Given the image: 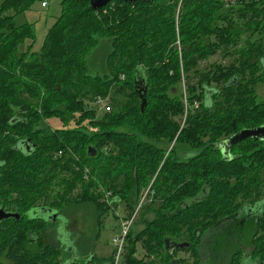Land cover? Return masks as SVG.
<instances>
[{
    "label": "trees",
    "instance_id": "obj_1",
    "mask_svg": "<svg viewBox=\"0 0 264 264\" xmlns=\"http://www.w3.org/2000/svg\"><path fill=\"white\" fill-rule=\"evenodd\" d=\"M34 1L0 8V208L20 215L0 222V264H114V253L93 251L88 263L72 261L73 247L50 240L48 211L93 205L95 241L106 214L118 219L124 204L131 215L146 191L122 263L178 264L186 250L196 264L200 231L264 193V140L239 141L226 156L215 148L264 124V0H112L99 9L62 0L41 49L20 50L34 29L9 21ZM101 38L110 40L109 73L93 75L88 55ZM99 97L112 110L101 117ZM54 117L61 128L43 124Z\"/></svg>",
    "mask_w": 264,
    "mask_h": 264
},
{
    "label": "rangeland",
    "instance_id": "obj_2",
    "mask_svg": "<svg viewBox=\"0 0 264 264\" xmlns=\"http://www.w3.org/2000/svg\"><path fill=\"white\" fill-rule=\"evenodd\" d=\"M44 1H46V4L42 3V0H35L25 11L16 13L14 19L9 21L17 26L30 24L34 29L35 37L33 39H28L24 45H21L20 50H25L27 46L30 47L32 51L40 50L49 28L53 25L61 13L62 0ZM4 2L5 0H0V8L3 6ZM261 3L262 0H258L257 4L261 5ZM12 13L13 11L10 12V14ZM110 51V40L108 38H101L99 44L88 55L89 69L93 75H104L105 73H109L107 59ZM221 58L220 53H218L217 55L211 57L210 62L221 60ZM229 62V59H224L225 64H228ZM208 65L209 62L204 61L201 63V67H206ZM257 91L259 98H264V85H260L257 88ZM104 110V108L97 105V116L101 117ZM43 124H50V127L53 128H61L63 126L61 118L58 117H54L51 120H44ZM91 128L92 127H90V129ZM93 128L97 130V128ZM178 151L179 152H177V154L181 155L182 151ZM147 198L148 197L146 196L144 202H146ZM142 210L143 208L138 211L135 222L132 225L133 230H139L142 227V223L139 221ZM115 211L121 216L129 214V212H126L124 204L118 205ZM102 220L103 224L99 228V236L94 241V235H97L98 227L96 224V213L93 205L81 204L73 206L67 213V216L60 217V219L56 221L58 232L53 230L55 234L53 232L50 233V240L61 248H68L71 246L72 249L74 246V251H72V253L78 249L80 255L93 251L100 258L108 257L113 254L115 250L112 244V238L118 232V219H115L112 213H108L102 218ZM62 228L67 230L63 233L60 231ZM89 241H93V243L91 244ZM138 255H143L141 247L139 248ZM180 256L189 257V252L180 251ZM67 258L68 256L65 258V261ZM67 262L68 261L65 263L68 264ZM119 264H123L122 260Z\"/></svg>",
    "mask_w": 264,
    "mask_h": 264
},
{
    "label": "flooded vegetation",
    "instance_id": "obj_3",
    "mask_svg": "<svg viewBox=\"0 0 264 264\" xmlns=\"http://www.w3.org/2000/svg\"><path fill=\"white\" fill-rule=\"evenodd\" d=\"M215 148L222 150L223 154H225L224 150L226 147L224 145H218ZM234 149L236 147L233 150L230 147L229 153L231 150L234 153ZM231 158L236 159L237 156L233 155ZM233 205H235L234 209L223 211V219L217 224L200 231L196 264H264V193L238 199ZM48 212H50V216L54 221H58L60 217L67 216V214L65 216L60 215L53 210ZM37 213H33V218L43 219V214ZM9 218L17 219L18 217ZM57 228L58 226L55 224L54 229L56 232H58ZM66 230L62 228L60 231L64 233ZM185 243L187 245L181 249L190 245L189 242ZM180 251L174 255V258L182 259L183 262H180L181 264H192L194 259L191 254L189 253L190 258L180 256ZM90 255L91 252L80 255L77 249L73 253V256L76 257L72 261L81 260L84 263H88V260H91ZM3 261L4 264L8 262L7 259H3ZM180 263L178 262V264Z\"/></svg>",
    "mask_w": 264,
    "mask_h": 264
},
{
    "label": "water",
    "instance_id": "obj_4",
    "mask_svg": "<svg viewBox=\"0 0 264 264\" xmlns=\"http://www.w3.org/2000/svg\"><path fill=\"white\" fill-rule=\"evenodd\" d=\"M111 1L112 0H90V5L93 9H99V8L106 6ZM125 1L126 2H136V1H142V0H125ZM144 1H150V0H144ZM136 89L142 100L141 108L143 109L147 105L146 89L145 88L142 89L141 82L136 83ZM249 137L256 139V140H264V124L259 127H255V128L242 129L238 133L232 135L229 139H227L224 143L221 144L226 147L224 150L225 154L228 155L229 148L233 146L235 143L241 140H244L246 138H249ZM14 216L19 217V214H17L16 212L6 211V209L2 207L0 208V222L3 219H7L9 217H14ZM186 245L187 243H182V244L177 245V248L178 247L182 248V247H185Z\"/></svg>",
    "mask_w": 264,
    "mask_h": 264
},
{
    "label": "built area",
    "instance_id": "obj_5",
    "mask_svg": "<svg viewBox=\"0 0 264 264\" xmlns=\"http://www.w3.org/2000/svg\"><path fill=\"white\" fill-rule=\"evenodd\" d=\"M45 4H46V2H45ZM95 103H96V105L104 108L105 109L104 111H110L111 110V107L107 103V98L99 97V98H97ZM91 130H96V129H94L92 127ZM60 153H62V152H60ZM86 171H88V170L86 169ZM100 190L104 194L103 200H105L106 202L109 203L111 192H107L103 187H101ZM147 194H148V191H146L144 193L138 207L136 208V210L131 215L121 216V215L116 213L118 215V232L112 238V244L115 248V250H114V264H119V262L122 260V257L125 253V250H126L128 234L131 230L132 225L135 222L138 211L141 208L142 204L144 203V199L147 196Z\"/></svg>",
    "mask_w": 264,
    "mask_h": 264
}]
</instances>
